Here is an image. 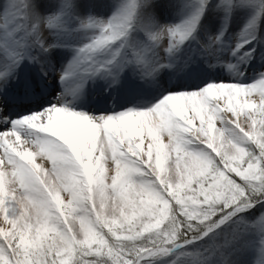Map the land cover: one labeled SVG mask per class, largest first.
<instances>
[{"label":"snow or ice","instance_id":"6c2138e0","mask_svg":"<svg viewBox=\"0 0 264 264\" xmlns=\"http://www.w3.org/2000/svg\"><path fill=\"white\" fill-rule=\"evenodd\" d=\"M0 264H264V0H0Z\"/></svg>","mask_w":264,"mask_h":264}]
</instances>
